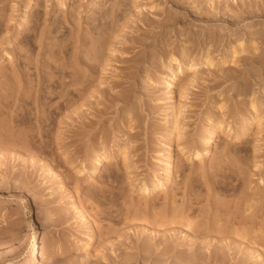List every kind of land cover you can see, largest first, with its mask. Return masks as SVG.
I'll return each mask as SVG.
<instances>
[{
    "label": "rangeland",
    "instance_id": "rangeland-1",
    "mask_svg": "<svg viewBox=\"0 0 264 264\" xmlns=\"http://www.w3.org/2000/svg\"><path fill=\"white\" fill-rule=\"evenodd\" d=\"M169 1L0 0V264H30L34 234L37 264H152L168 248L155 264H190L173 262L174 250L195 263L264 264V0ZM201 3L209 12L186 14ZM166 15L177 19L165 35L153 24ZM143 33L156 42H133ZM74 55L83 64L73 65ZM97 55L98 73L75 105L109 111L76 152L63 124L76 106L64 108L62 97L73 66L85 70ZM128 56L141 61L121 86ZM38 93L59 106L62 123L46 153L26 142ZM23 99L29 119L17 127L12 116L25 120ZM175 113L180 136L170 135ZM218 121L211 152L196 156L191 147L200 149ZM105 138L110 161L93 174L85 157ZM102 186L119 209L114 219L96 216L92 194ZM185 202L192 210L173 217ZM223 210L237 215L225 221ZM241 215L259 223L237 225ZM213 222L226 225L223 235L207 232Z\"/></svg>",
    "mask_w": 264,
    "mask_h": 264
},
{
    "label": "bare ground",
    "instance_id": "bare-ground-1",
    "mask_svg": "<svg viewBox=\"0 0 264 264\" xmlns=\"http://www.w3.org/2000/svg\"><path fill=\"white\" fill-rule=\"evenodd\" d=\"M169 1V0H168ZM183 1V0H182ZM185 1V0H184ZM224 1V0H223ZM228 2V0H225V2ZM169 2H174V0L172 1V0H170ZM186 2V1H185ZM176 3V2H175ZM200 4V3H199ZM202 4V3H201ZM244 4V3H243ZM201 6V5H200ZM231 7H233V6H231ZM187 8H189V7H187ZM233 9V8H232ZM244 9V8H243ZM209 10V7H208V9H207V7L205 6V5H203L202 4V7H200V8H197V7H195V9L193 8V9H191V10H188L187 12H186V14L189 16V15H192V14H201V13H207V12H209L208 11ZM222 10V9H221ZM230 10V9H229ZM245 10V9H244ZM232 11V13H233V10H231ZM237 11V10H236ZM235 11V12H236ZM226 12V11H225ZM210 13H211V10H210ZM168 15V14H167ZM167 15H166V17H167ZM170 15V14H169ZM168 15V16H169ZM186 15V16H187ZM175 16V15H174ZM177 19V17L175 16V17H167V18H164V19H160V20H154V26H155V28L156 27H158L159 29L157 30V31H161V32H163V33H165V35L169 32L167 29V25L169 24V23H172V21H174V20H176ZM153 21V20H152ZM175 22V21H174ZM145 23V22H144ZM149 22H147L146 24H148ZM150 24V23H149ZM152 24H150V26L152 25ZM153 26V27H154ZM143 32V31H142ZM160 32V33H161ZM146 33H148V34H157L156 33V30H152V29H150V30H146ZM144 34V37H146V35L147 34ZM162 34V33H161ZM164 35V36H165ZM157 36V35H156ZM148 37H146V38H142V39H140V40H134L133 42H137L138 44L140 43V44H149V45H151L154 41L156 42V40H154L153 42L151 41V40H148L147 39ZM27 39H30L29 41L27 40ZM152 39H154V38H152ZM156 39V38H155ZM25 40H27L28 42L27 43H33L32 42V39H31V37H29V38H26ZM161 39H159V37L157 38V41L159 42ZM242 46V43H240L235 49H234V52L235 53H237L238 52V50H239V47H241ZM242 52V51H241ZM111 54H112V57H114L115 56V54H114V51L113 50H111ZM77 57H78V55H76ZM80 56V55H79ZM81 57V56H80ZM96 57V56H95ZM245 57H247V56H245ZM251 57L252 56H249V60H251ZM89 57H87V59H88ZM258 58H259V56H258ZM176 58L173 56V57H171V61H173V60H175ZM253 59V58H252ZM72 60H73V65H75L76 64V61L77 60H79L80 61V63H82L83 61H81V59H77L76 57H75V55L73 56V58H72ZM246 60V59H245ZM248 60V59H247ZM89 61V60H88ZM140 61H141V58H137V57H135V58H131V57H127V60H126V65H125V67H124V69H123V71H122V75H121V79H122V81H120V82H118L117 84H120L121 86H123V83L122 82H127L128 80H130V78H132L133 76H135L134 74H135V70L133 71L132 70V66L134 65L133 63H136V64H138V63H140ZM210 61V60H209ZM98 63H100V60L98 59V55H97V57L96 58H94V56H93V58H92V61L89 63V62H86V65L84 66L85 68V70H83V69H80V68H78V66L77 67H74L73 66V70L69 73V81H68V85H70L69 87H68V89L66 90V94L62 97V98H64L63 100H65L66 101V103L64 102L63 103V106H64V108L65 107H71V106H73L74 105V107H71V108H75V104L79 101L78 99H80V98H82L83 97V95H85V93H88L90 90H89V87H90V84H92L91 82H92V80L90 79V75H91V77H95L96 75H97V68H98V66L97 65H99ZM208 63V65H209V62H207ZM213 64V62H210V64ZM83 64V63H82ZM136 64H135V66H136ZM76 66V65H75ZM137 67V66H136ZM83 71V72H82ZM137 71V70H136ZM95 75V76H94ZM134 78V77H133ZM24 80V79H23ZM25 83V82H24ZM25 84H27V83H25ZM43 84V83H42ZM39 89H41V88H39ZM43 89V88H42ZM126 89L127 88H122L121 89V91L118 93V95L120 96V98H122L123 100H126L127 99V96H128V92L126 91ZM39 92H40V90H39ZM102 93L103 92H100V94L102 95ZM104 94V93H103ZM107 94V93H106ZM105 94V95H106ZM130 94V93H129ZM130 96V95H129ZM34 100H32V104L34 105V106H36V107H38L39 108V110H38V112H37V114H36V117H35V120H34V122H28V119H29V112H28V110L27 109H25L26 108V105H27V101H25L24 99L23 100H19L20 102H18L19 104L18 105H20V107L21 106H24V109L25 110H27V112L26 113H24V115H25V117H24V115H23V118L25 119V120H19V116L21 117V115H14V116H12V121H11V123L14 121L15 122V124L16 125H14V126H17V127H21V125H24V124H26L27 122L29 123H27L26 125L27 126H29L30 127V131H28L27 133H26V135H27V138H28V141L26 140V142H27V144H29V146H31L32 148L33 147H38L37 149H39V147H41V149L43 148L44 150H45V152L44 153H46V149H48V148H51L52 147V145H51V143L49 142L50 141V139H48V137H49V134L51 133V131L53 130V128L55 127V125L56 124H58V125H60V124H62V123H60V122H58L57 123V120H58V108H59V106L58 105H53V104H50V103H48L47 101H44L43 100V95L40 93H38V95H35V97L33 98ZM106 98H104V100H105ZM110 99V98H109ZM121 99V100H122ZM101 101H102V99H100ZM99 100V101H100ZM122 100V101H123ZM100 101V103L102 104V102ZM127 101V100H126ZM31 102V101H30ZM86 102V104L88 103V101H85ZM85 102H81L80 104H82L83 103V105H80V104H78L80 107H77L76 106V108L75 109H71V110H73V111H71L70 110V115H68V117H66V118H68L63 124H67L66 125V131H67V137L69 138L68 139V142H69V144H71L72 145V147L74 148V150L77 152L78 151V145L80 144V140H82L83 141V139L86 137V136H88L89 134L91 135V134H95V132H96V130H97V127L98 126H100L101 127V122L99 121V120H101V118H102V116L107 112L108 113V111H107V108H105V107H99V108H96V107H91L90 106V109H89V111L88 110H85L86 108H88L89 107V105H91V104H88V107L86 106V108L84 107V105H86L85 104ZM4 103V102H3ZM59 103H61V102H59ZM99 103V104H100ZM5 104V103H4ZM105 104V103H104ZM17 105V106H18ZM60 105V104H59ZM5 106V105H4ZM9 105H7V106H5V108L6 107H8ZM1 107V106H0ZM2 107H3V104H2ZM19 107V108H20ZM85 108V109H84ZM22 109V108H21ZM20 109V110H21ZM23 109V110H24ZM91 109H93V112H92V114H91ZM109 109V108H108ZM22 110V111H23ZM4 111V110H3ZM88 111V112H87ZM2 112V111H1ZM60 112V111H59ZM90 112V113H89ZM106 113V114H107ZM17 114V113H16ZM89 114H91V115H89ZM91 116V117H90ZM11 117V116H10ZM23 118H21V119H23ZM10 120H11V118H10ZM26 121V122H25ZM102 122H103V120H101ZM174 124H173V126H172V130H171V132H170V135H172L174 132H176V130H177V128H178V125H179V120H178V114H176L175 113V117H174ZM25 126V125H24ZM28 127V128H29ZM222 123H220L219 121L217 122V123H214V124H212L211 126H210V128H209V130H208V134L205 136V138H204V144H203V146H201V148L200 149H198V150H196L195 148H192L191 147V152H195L196 151V156H198L199 155V152H201V153H203V154H209L210 152H211V147H212V145L214 144V141H215V139H216V137H217V131L218 130H220V129H222ZM13 128V127H12ZM27 128V127H26ZM16 129V128H15ZM100 129V128H99ZM98 129V130H99ZM94 130V131H93ZM97 130V131H98ZM33 131H35V133H37L36 134V136H37V139H36V137H35V133L34 134H32V132ZM98 133V132H97ZM179 133V132H178ZM177 132L175 133V136L176 135H179ZM181 135V134H180ZM179 135V136H180ZM178 136V137H179ZM45 137H47V141H46V139H45ZM88 138V137H87ZM87 138H85V139H87ZM180 138V137H179ZM84 139V140H85ZM91 139V138H90ZM89 140V139H88ZM107 140H108V138H105L104 139V144L99 148V147H97L96 149H93L94 147H96V146H94L93 148H92V151L90 152V154H88V156L86 155V157H85V159H88V162H89V164H90V169H91V171H92V173L93 174H95L96 172H97V170H98V168L99 167H101L102 166V163H103V160L104 159H106V160H104V161H110V158H108V156L106 155V149H105V143H107ZM53 144V143H52ZM70 145V146H71ZM30 147V148H31ZM263 148H264V146H263ZM40 149V150H41ZM43 152V151H42ZM48 152V151H47ZM88 153V152H87ZM166 169H167V176H166V184L167 183H172V181H173V179H172V177H171V162H170V160L166 163ZM99 171V170H98ZM152 185L151 186H153L154 187V189H157V188H160V186H163V183H161V182H153V183H151ZM149 186V185H148ZM148 186L146 185V184H144V187L142 188V190L144 191V192H149L150 190H149V188H148ZM103 187V186H102ZM106 189H108L109 190V188H106ZM98 191V190H97ZM92 192H94V191H92ZM108 193H109V195H110V191H108ZM96 195L95 196H93V194H92V197L94 198V202L100 207L99 209H98V207H97V210L99 211V212H97L96 213V216L98 217V216H100V218H102L101 216H103L104 218H108V219H114L116 216H120V214H119V209H113V207H111L110 205L108 206V204H110V202H112L113 200H112V196L110 195V197L107 195V190H105L104 189V187H103V189H99V192H97V193H95ZM113 194V193H112ZM114 195V194H113ZM115 198V197H114ZM112 200V201H111ZM175 200V196H172V199H171V202L173 203V201ZM113 203V202H112ZM166 203H170V200H168V201H166ZM183 205V207L181 208V209H179V210H174L173 212H172V216L173 217H182L183 215V213L185 212V211H187V212H190L191 210H192V207H191V205H189V203H187V202H185V203H183L182 204ZM238 205V204H237ZM112 208V209H111ZM231 209V208H230ZM224 212H221L220 213V215H219V218H225V221H228L229 219L231 220V218L233 217V216H236L237 215V213L236 212H234V211H232L231 212V214H229L228 213V211H230V210H223ZM121 213V212H120ZM146 213V212H145ZM95 215V214H94ZM93 215V216H94ZM259 215V214H258ZM256 223H259V221L257 222V220H256V218H254V217H250V216H240V220L236 223L237 225H241V224H249V225H254V224H256ZM232 224V223H231ZM233 225V224H232ZM197 226V229H199L198 227V225H196ZM207 228V227H206ZM225 228H226V225H224V224H222V225H219V224H217V223H215V222H213L212 223V225H211V227L209 226V229H208V231L207 232H213V231H216V232H214V234L216 233V234H220L221 233V235H223L222 233L225 231ZM197 229H195V231L197 232H199V230H197ZM194 230V229H193ZM192 230V231H193ZM201 231V230H200ZM203 231H205V229L203 230ZM202 231V232H203ZM195 232V233H196ZM206 231H205V233H207ZM201 233V232H200ZM203 234H204V232H203ZM218 234V235H219ZM208 235V234H207ZM218 237V236H217ZM219 238V237H218ZM217 238V239H218ZM167 239V238H166ZM161 240H162V238H161ZM34 241H35V245H33V247H32V249H31V252H32V261L30 262V264H37V262H36V259H37V254H38V250H39V245H38V241H39V238L37 239V236H36V234H34ZM168 244V243H167ZM197 244H200V243H197ZM196 244V245H197ZM210 244H211V242H210ZM212 245V247L213 248H215L216 246H217V244H211ZM170 246V245H169ZM202 245L200 244V245H197V246H195V248L197 247V248H200ZM211 247V248H212ZM212 248V249H213ZM171 249H172V247H171ZM176 249V248H175ZM172 250H174V249H172ZM159 251H160V248H159ZM140 252V251H139ZM161 252L162 253H159V256H154V257H152V258H150L151 257V255H150V259L152 260V264L154 263L155 264V262L156 263H160L161 262V258H160V255H162V254H168L169 252H170V250H169V248L167 249V250H161ZM174 252H175V258H174V254H173V258L174 259H172L171 257V259H172V261L173 260H175L176 262H178V261H183V262H186V263H190V264H202L201 262H198V263H195L196 261H199L198 259H194V258H184V257H178V256H176L177 255V253H178V251H175L174 250ZM210 253L212 254L213 253V250H210ZM141 255H139L138 254V258H140V259H142V260H144V259H146V258H148V257H146L145 255H142V253H140ZM148 254V253H147ZM157 254V253H156ZM172 255V254H171ZM140 256V257H139ZM177 257V258H176ZM169 258V257H168ZM168 260V259H167ZM215 260V259H214ZM154 261V262H153ZM207 261H209V262H212L213 261V259H209V260H207ZM174 262V261H173ZM209 262H207L208 264H209ZM206 263V264H207ZM211 264V263H210Z\"/></svg>",
    "mask_w": 264,
    "mask_h": 264
}]
</instances>
